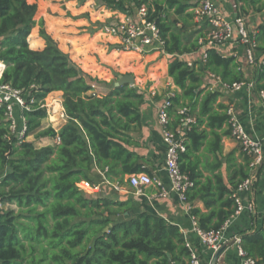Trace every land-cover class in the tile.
Segmentation results:
<instances>
[{
    "label": "trees",
    "instance_id": "obj_1",
    "mask_svg": "<svg viewBox=\"0 0 264 264\" xmlns=\"http://www.w3.org/2000/svg\"><path fill=\"white\" fill-rule=\"evenodd\" d=\"M49 1L0 0V63L5 66L0 84L19 91L26 101L34 100L30 110L20 114L26 125L22 138L8 135V121L0 109V205L18 209L0 211V264H189L177 226L154 214H132L139 205L131 199L92 196L79 188L91 183L93 166L110 182L118 171L127 183L134 175L150 176L142 167L143 158L126 149L132 143L128 132L139 125L144 95L129 86L112 88L104 96L94 93L91 83H100L98 79L85 73L47 28L40 5ZM124 2L146 8V20L156 25L164 43L160 51L133 54L164 57L163 73L180 91L171 98L170 128L179 124V108H188L195 119L185 133L186 152L179 159L180 172L193 182L185 203L201 230L217 232L235 213L232 195L249 176L250 158L240 149L237 156L236 150L223 155L222 141L230 137L228 107L218 103L220 91L202 89V78L214 76L220 88L246 84L241 64L210 48L198 67L188 65L182 57L199 51L204 29L197 28L185 0H67L64 5L68 11L88 8L90 18L100 14L102 19L93 24L101 26L92 32L107 39L114 53H122L103 27L111 19L108 14ZM233 2L242 17L264 12V0ZM254 40L257 53L264 54V23ZM253 80L256 92L264 90V65ZM54 92L62 93L67 118L58 129L43 124L48 112L40 108ZM30 136L55 142L37 147L26 140ZM201 148L212 154L211 162L200 161ZM199 167L210 175L204 176ZM196 202L204 211L194 206ZM239 239L246 257L264 264V217L262 226L240 232Z\"/></svg>",
    "mask_w": 264,
    "mask_h": 264
},
{
    "label": "built area",
    "instance_id": "obj_2",
    "mask_svg": "<svg viewBox=\"0 0 264 264\" xmlns=\"http://www.w3.org/2000/svg\"><path fill=\"white\" fill-rule=\"evenodd\" d=\"M185 1L191 6L189 12L192 14L195 23L199 28L204 29V36L198 39V44L200 46L198 52L201 55L202 61L206 58L207 49L219 48L228 43H236L242 48L246 64L255 72L264 65V54H258L255 50L254 33L248 30L245 18L237 14L234 4L232 6L233 15L227 18L214 0ZM136 16L134 20L126 18L115 25L106 24L103 27V33L106 36L114 37L118 42L119 48L123 51L139 55L160 51L164 43L160 38L159 30L156 25L146 20V8L144 6L138 8ZM188 65L191 67L192 63L188 62ZM4 69L5 66L2 64L0 68V78ZM211 77L216 79L214 76ZM243 87L255 91L254 80L246 84H233L230 87L223 85L222 89L231 91L240 90ZM255 93L264 107V90L255 91ZM151 96H156V93L152 92ZM173 97L174 94L169 93L159 104L157 109V120L161 127L162 141L165 145L164 169L169 179L170 191L176 193L180 200L185 202V192L193 187V182L189 180L188 176L180 172L179 159L181 154L186 152L185 133L190 129L191 125L195 123V119L189 114L188 108H179L176 112L180 117L179 124L174 129H171L172 116L169 114V109L171 108V98ZM33 102V99L26 101L19 91L13 89L9 85L0 84V109L4 111L5 118L8 121L9 136H14L16 138H22L24 136L26 131L25 119L20 115L17 117V111L20 113L29 111ZM52 106H57L60 119L67 120L62 108V103L59 100ZM50 107L46 99L44 102L40 103V108L46 109L48 114L50 113ZM226 114L228 116L230 138L233 139L240 150L250 158L249 171L260 168L264 169V144L251 138L245 132L241 124L234 117L231 108H227ZM255 181L256 177L254 174H250L234 191L232 198L235 202L236 210L234 215L225 222L221 230L217 232H205L199 228L197 220L191 216L193 231L197 235L202 247L215 254L223 245V232L229 226L230 222L243 212L251 214L255 212L254 200L241 197L242 194L251 192ZM129 186L135 190L155 186L161 190L160 195L162 197L167 195V191L162 184L156 178L147 174L131 176L129 178ZM234 242L238 245V254L242 260V264H255V262L247 258L241 250L239 246V237H235ZM185 247L189 251V264H202L200 255L195 246L185 241Z\"/></svg>",
    "mask_w": 264,
    "mask_h": 264
},
{
    "label": "crops",
    "instance_id": "obj_3",
    "mask_svg": "<svg viewBox=\"0 0 264 264\" xmlns=\"http://www.w3.org/2000/svg\"><path fill=\"white\" fill-rule=\"evenodd\" d=\"M214 1L219 5L227 18L233 15V0ZM244 18L248 30L251 33H256L259 26L264 23V12ZM197 28L199 29V27ZM217 52L222 57H235L237 62L241 64L246 81L250 82L253 80L255 71L246 64L242 48L236 43H228L221 46L217 48ZM182 58L187 62L195 63L197 67L198 64L203 62L199 52L185 55ZM217 87H221L219 80L212 78L209 74L202 78V89L214 92L218 91ZM220 89L222 90L220 92L223 96L219 98L218 103H222L226 107L231 108L234 117L241 124L245 132L251 138L264 144V107L255 91L247 87L231 91ZM139 90L144 95V101L139 107L140 122L135 129L128 132L127 135L130 137L132 143L126 146V149L143 158L141 162L142 167L150 172L151 177L156 178L162 184L167 191V195L162 197L160 195L161 190L155 186L135 190L127 183V177H122L119 171L117 172L118 175L112 176L114 181L110 182L107 180L105 172L95 166L89 172L90 185L82 183V189L91 192L90 195L92 196L108 195L112 197L117 196L121 200L131 199L139 205V210L133 211L132 214L138 212L154 214L166 222L177 226L185 241L195 246L202 264H210L214 254L200 245L198 237L193 231L190 215L191 206L181 201L176 193L170 191L169 179L164 169L165 145L162 141L161 127L157 120V109L169 93L175 95L180 91L174 86L172 79L168 77L165 79V83L158 81L156 84L150 85L149 88H140ZM152 92H155L156 96H151ZM52 94L59 96L58 100L62 103L61 92H54ZM97 94L101 95L100 93ZM60 120L59 123L62 125L66 124V119ZM51 142L54 143L55 141ZM222 144L224 156L232 150H238L237 143L230 137L224 138ZM198 155H200V161L202 163H209L213 160L212 154L204 151L203 148H201ZM199 168L202 170V167ZM202 172L204 176L210 175V172L207 170H202ZM250 174H254L256 181L251 192L242 194L241 197L254 200L255 212L252 214L243 212L230 222L229 226L223 232L222 247H225V249L217 259L216 264H242V260L238 254V245L234 242V238L239 237V233L242 231H248L262 226L264 217V169L260 168L250 171ZM119 180H122L123 184H118L120 182ZM194 206L204 211V207L200 202L194 203Z\"/></svg>",
    "mask_w": 264,
    "mask_h": 264
},
{
    "label": "rangeland",
    "instance_id": "obj_4",
    "mask_svg": "<svg viewBox=\"0 0 264 264\" xmlns=\"http://www.w3.org/2000/svg\"><path fill=\"white\" fill-rule=\"evenodd\" d=\"M66 3L67 0H51L44 4L40 3L41 13L47 20L46 25L48 30L50 32L54 31L53 33L56 34L54 37H56L62 45L66 46L65 50L68 52L70 58L81 67L85 73L98 79L100 82L91 83L94 93L105 95L114 87L113 84L118 80V77L123 74H131L134 77V86L138 87V90L140 88H149L150 85H152V82H150L151 79H157L165 83V79L167 78L163 73L165 68L162 64L165 62L163 56L154 55L150 57H139L128 51L114 53L107 39H104L98 31L92 32L101 26L93 24L102 19L100 14L94 13L90 18L86 12L88 8L81 10L84 14L76 11H68L64 5ZM90 9L94 10V6H90ZM94 12L97 11L94 10ZM136 14L137 8L132 4L124 2L123 5L116 6L115 12L108 14V16H111L108 23L115 25L126 18L134 20ZM84 15L88 16L85 17ZM64 35H70V37H64ZM218 91L222 92L220 88H218ZM58 99L59 96L52 93L46 98L47 103L51 107L49 109L50 113L48 114V118L43 124L45 126H52L54 129H58L62 125L59 123L61 120L58 115L57 106H52ZM17 112L18 115L21 114L19 111ZM26 140L28 142H33L37 147L52 144L51 141L47 142V140H35L33 136L28 137ZM237 149L238 150H235L238 154V151H240L239 146H237ZM82 187V183L79 184V188L84 193L88 195L91 194L89 191H84ZM11 210L17 212L18 209L14 204L5 203L0 205V211L6 212Z\"/></svg>",
    "mask_w": 264,
    "mask_h": 264
},
{
    "label": "water",
    "instance_id": "obj_5",
    "mask_svg": "<svg viewBox=\"0 0 264 264\" xmlns=\"http://www.w3.org/2000/svg\"><path fill=\"white\" fill-rule=\"evenodd\" d=\"M134 77L131 75H124V76H120L118 77V80L114 83V88H118V87H122V86H129V87H134ZM225 247H221V249L219 251H217L210 264H216L217 259L219 258V256L221 255V253L224 251Z\"/></svg>",
    "mask_w": 264,
    "mask_h": 264
},
{
    "label": "bare ground",
    "instance_id": "obj_6",
    "mask_svg": "<svg viewBox=\"0 0 264 264\" xmlns=\"http://www.w3.org/2000/svg\"><path fill=\"white\" fill-rule=\"evenodd\" d=\"M2 67V64L0 63V68Z\"/></svg>",
    "mask_w": 264,
    "mask_h": 264
}]
</instances>
